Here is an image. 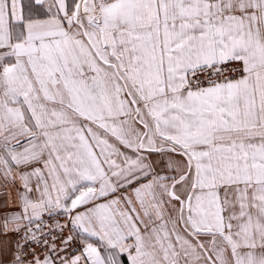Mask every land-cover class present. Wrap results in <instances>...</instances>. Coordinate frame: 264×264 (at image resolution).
<instances>
[{
	"label": "snow or ice",
	"instance_id": "snow-or-ice-1",
	"mask_svg": "<svg viewBox=\"0 0 264 264\" xmlns=\"http://www.w3.org/2000/svg\"><path fill=\"white\" fill-rule=\"evenodd\" d=\"M0 264H264V0H0Z\"/></svg>",
	"mask_w": 264,
	"mask_h": 264
},
{
	"label": "crops",
	"instance_id": "crops-1",
	"mask_svg": "<svg viewBox=\"0 0 264 264\" xmlns=\"http://www.w3.org/2000/svg\"><path fill=\"white\" fill-rule=\"evenodd\" d=\"M3 199H4V197H0V204L3 203Z\"/></svg>",
	"mask_w": 264,
	"mask_h": 264
}]
</instances>
